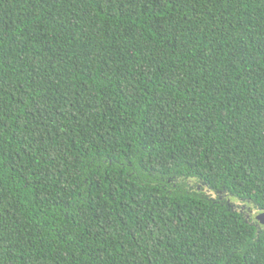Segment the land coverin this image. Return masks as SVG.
Wrapping results in <instances>:
<instances>
[{
  "label": "trees",
  "instance_id": "trees-1",
  "mask_svg": "<svg viewBox=\"0 0 264 264\" xmlns=\"http://www.w3.org/2000/svg\"><path fill=\"white\" fill-rule=\"evenodd\" d=\"M261 213L264 0H0V264H264Z\"/></svg>",
  "mask_w": 264,
  "mask_h": 264
},
{
  "label": "rangeland",
  "instance_id": "rangeland-1",
  "mask_svg": "<svg viewBox=\"0 0 264 264\" xmlns=\"http://www.w3.org/2000/svg\"><path fill=\"white\" fill-rule=\"evenodd\" d=\"M191 184L193 185L194 182H191ZM231 201H232L237 207H243V208L246 207V205H245L244 203H242L241 201H239V200L232 199Z\"/></svg>",
  "mask_w": 264,
  "mask_h": 264
},
{
  "label": "water",
  "instance_id": "water-1",
  "mask_svg": "<svg viewBox=\"0 0 264 264\" xmlns=\"http://www.w3.org/2000/svg\"><path fill=\"white\" fill-rule=\"evenodd\" d=\"M257 220L264 225V213L259 214Z\"/></svg>",
  "mask_w": 264,
  "mask_h": 264
},
{
  "label": "flooded vegetation",
  "instance_id": "flooded-vegetation-1",
  "mask_svg": "<svg viewBox=\"0 0 264 264\" xmlns=\"http://www.w3.org/2000/svg\"><path fill=\"white\" fill-rule=\"evenodd\" d=\"M257 215V214H256ZM258 217V216H257Z\"/></svg>",
  "mask_w": 264,
  "mask_h": 264
}]
</instances>
